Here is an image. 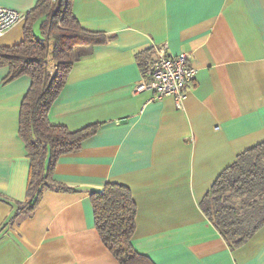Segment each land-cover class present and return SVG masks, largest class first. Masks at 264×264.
<instances>
[{
	"label": "crops",
	"instance_id": "0c3cea01",
	"mask_svg": "<svg viewBox=\"0 0 264 264\" xmlns=\"http://www.w3.org/2000/svg\"><path fill=\"white\" fill-rule=\"evenodd\" d=\"M40 0H0L27 14ZM81 28L109 38L76 47L66 82L47 114L70 131L98 124L79 150L59 157L31 214L10 221L25 199L29 159L18 135L30 77L6 80L0 65V264H120L95 229L90 194L129 188L136 207L133 249L152 264H264V225L230 249L200 210L215 178L264 142V0H71ZM37 20L32 30L41 37ZM25 18L0 36L21 42ZM48 41L47 64H56ZM165 45L197 74L182 107L171 96L134 94ZM4 197H7L6 200Z\"/></svg>",
	"mask_w": 264,
	"mask_h": 264
},
{
	"label": "trees",
	"instance_id": "16d2710c",
	"mask_svg": "<svg viewBox=\"0 0 264 264\" xmlns=\"http://www.w3.org/2000/svg\"><path fill=\"white\" fill-rule=\"evenodd\" d=\"M70 5L71 0H40L33 10L24 14L21 42L10 48L0 47V65L8 68L6 80L22 74L30 77L18 115V135L29 159L25 199L13 201L15 211L10 221L29 216L46 189L68 190L53 179L55 164L60 156L79 150L81 143L98 128L94 124L70 131L50 124L47 118L66 75L81 58L76 47L109 39L104 33L81 28ZM42 18L41 37H36L32 27ZM50 39L55 42L51 52L56 64L53 72L47 64ZM131 198L129 188L115 183H106L100 191L92 192L93 226L107 251L120 264H152L131 245L136 214ZM199 207L230 249L239 247L255 234L264 225V142L237 155L215 178Z\"/></svg>",
	"mask_w": 264,
	"mask_h": 264
},
{
	"label": "built area",
	"instance_id": "2783aa9c",
	"mask_svg": "<svg viewBox=\"0 0 264 264\" xmlns=\"http://www.w3.org/2000/svg\"><path fill=\"white\" fill-rule=\"evenodd\" d=\"M55 1V0H52ZM25 18L18 10L0 6V36L9 27ZM141 78L134 85V94L151 92V101L171 96L177 108L182 107L189 83H192L197 70L188 63V55H168L165 45L154 48L153 59L148 61Z\"/></svg>",
	"mask_w": 264,
	"mask_h": 264
}]
</instances>
